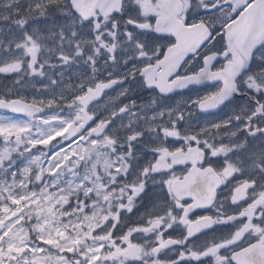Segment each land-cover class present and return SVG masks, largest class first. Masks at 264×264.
Here are the masks:
<instances>
[{
    "label": "snow or ice",
    "instance_id": "obj_1",
    "mask_svg": "<svg viewBox=\"0 0 264 264\" xmlns=\"http://www.w3.org/2000/svg\"><path fill=\"white\" fill-rule=\"evenodd\" d=\"M0 264H264V0H0Z\"/></svg>",
    "mask_w": 264,
    "mask_h": 264
},
{
    "label": "flooded vegetation",
    "instance_id": "obj_2",
    "mask_svg": "<svg viewBox=\"0 0 264 264\" xmlns=\"http://www.w3.org/2000/svg\"><path fill=\"white\" fill-rule=\"evenodd\" d=\"M179 99V98H178ZM98 103H100L101 105H103L105 103V97H101L100 100L98 101Z\"/></svg>",
    "mask_w": 264,
    "mask_h": 264
}]
</instances>
